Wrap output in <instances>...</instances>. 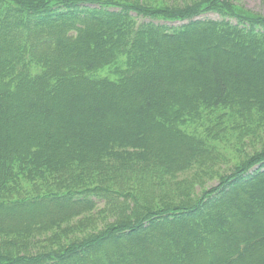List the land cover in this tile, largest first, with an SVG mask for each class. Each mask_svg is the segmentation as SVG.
Here are the masks:
<instances>
[{"label": "trees", "instance_id": "trees-1", "mask_svg": "<svg viewBox=\"0 0 264 264\" xmlns=\"http://www.w3.org/2000/svg\"><path fill=\"white\" fill-rule=\"evenodd\" d=\"M237 1L0 0V264H264V143L234 134L264 126V0Z\"/></svg>", "mask_w": 264, "mask_h": 264}, {"label": "rangeland", "instance_id": "rangeland-1", "mask_svg": "<svg viewBox=\"0 0 264 264\" xmlns=\"http://www.w3.org/2000/svg\"><path fill=\"white\" fill-rule=\"evenodd\" d=\"M237 1V0H236ZM240 5L244 6L245 8L254 11V12H261L262 11V2L261 0H239L237 1ZM213 16H209V18H212ZM248 125V129H245L243 131V129L241 130L240 128H238L240 131V133L238 134L237 132H234V134L236 135V141L237 139H240V144L243 143L245 146L242 147L241 152L245 151L248 154L251 151H254L255 149L259 148L260 145H262L264 143V126H260V127H256L254 123H247ZM245 126V125H243ZM231 133V132H230ZM227 138V137H226ZM225 138V140H226ZM229 140H231V136L229 134ZM224 140V141H225ZM230 151L232 153H234L233 149H230ZM224 155V160H222L224 163L222 164V166L224 165V167H229L231 165V157H228L227 154L223 151H221ZM217 153V152H216ZM237 153H240V151H237ZM244 154H241V156H243ZM180 179V178H179ZM102 205H98L97 209H102ZM96 211V210H95ZM95 216H97V212L95 213ZM97 219H99V225L102 224V219L100 216L97 217Z\"/></svg>", "mask_w": 264, "mask_h": 264}]
</instances>
